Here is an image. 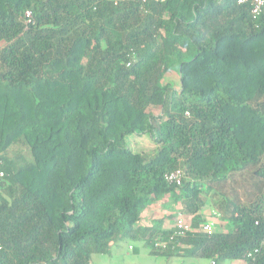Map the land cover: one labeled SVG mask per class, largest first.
<instances>
[{
    "label": "trees",
    "instance_id": "1",
    "mask_svg": "<svg viewBox=\"0 0 264 264\" xmlns=\"http://www.w3.org/2000/svg\"><path fill=\"white\" fill-rule=\"evenodd\" d=\"M0 42V264H91L123 240L264 264V11L0 0ZM145 134L153 148L132 150ZM206 194L228 228L201 229ZM155 204L172 225L141 223ZM179 212L190 228L173 235Z\"/></svg>",
    "mask_w": 264,
    "mask_h": 264
},
{
    "label": "rangeland",
    "instance_id": "2",
    "mask_svg": "<svg viewBox=\"0 0 264 264\" xmlns=\"http://www.w3.org/2000/svg\"><path fill=\"white\" fill-rule=\"evenodd\" d=\"M3 42H0L2 45ZM175 86H178L177 73L171 72L167 77ZM129 147L134 151H149L153 148L154 142L148 135H131L127 137ZM16 151L14 147L11 152ZM206 200L205 206L201 210V214L204 219H212L215 224V228L221 226L228 228L230 225L225 223L220 213L217 212L216 202L217 198L210 194L204 195ZM175 208V207H174ZM163 209L160 205H152L145 209L142 213L141 223L149 224L153 219L165 216V226L172 225V217H167L172 213H176L175 209ZM175 210V211H174ZM187 217V216H186ZM174 219V218H173ZM189 220V219H188ZM225 223V224H224ZM239 262V263H237ZM91 264H213L211 259L208 258H195L192 256L166 258L160 255H151L142 242L140 241H119L117 245H113L112 250L108 254H93L91 256ZM216 264H241L240 261L232 263L230 260H219Z\"/></svg>",
    "mask_w": 264,
    "mask_h": 264
},
{
    "label": "built area",
    "instance_id": "3",
    "mask_svg": "<svg viewBox=\"0 0 264 264\" xmlns=\"http://www.w3.org/2000/svg\"><path fill=\"white\" fill-rule=\"evenodd\" d=\"M238 3L248 4L249 12L253 19L258 18L264 11V0H238ZM30 12L26 13V16H29ZM2 158L0 156V185L2 183V179L5 175L2 169ZM182 178V171L180 169H175L165 175V179L169 183L180 184ZM216 214L215 212H213ZM174 234L173 235H183L190 228V222L187 217L183 213H178L174 218ZM201 229L207 233H212L215 230V224L212 219H204L201 223ZM172 235V236H173ZM170 236V238L172 237ZM167 245L166 241H157L155 242V247L164 249ZM250 255V254H248ZM214 264V261H211Z\"/></svg>",
    "mask_w": 264,
    "mask_h": 264
},
{
    "label": "crops",
    "instance_id": "4",
    "mask_svg": "<svg viewBox=\"0 0 264 264\" xmlns=\"http://www.w3.org/2000/svg\"><path fill=\"white\" fill-rule=\"evenodd\" d=\"M175 257V256H174ZM174 257H171V258H174ZM235 261H232V263H234ZM237 263H239V262H237ZM241 264H243V262H240Z\"/></svg>",
    "mask_w": 264,
    "mask_h": 264
}]
</instances>
